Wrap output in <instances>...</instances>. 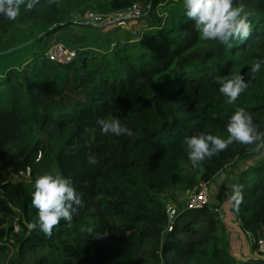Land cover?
<instances>
[{"label": "trees", "instance_id": "obj_1", "mask_svg": "<svg viewBox=\"0 0 264 264\" xmlns=\"http://www.w3.org/2000/svg\"><path fill=\"white\" fill-rule=\"evenodd\" d=\"M163 2L170 6L159 13ZM240 2L251 13L252 32L231 49L199 38L183 0H39L31 11L21 6L14 21L0 15V49L95 24L85 21L90 11L111 18L136 5L134 16L153 18L140 35L115 37L100 55L82 42L70 44L77 55L61 63L44 54L47 46L31 47L29 57L0 67V264H264L234 256L219 232V203L189 207L169 195L254 153L253 146L233 143L194 168L185 137L211 132L226 139L237 107L264 131V65L254 78L250 72L253 59H264V0ZM236 75L248 88L228 105L218 81ZM113 116L134 135H103L96 121ZM89 154L95 165L87 163ZM45 173L70 177L84 200L71 225L61 220L51 236L26 227L38 220L32 192ZM239 173L243 201L237 209L230 190L226 211L257 250L264 238V157ZM168 202L176 208L172 219ZM87 227L102 236L81 231ZM8 236L16 251L6 259Z\"/></svg>", "mask_w": 264, "mask_h": 264}, {"label": "clouds", "instance_id": "obj_2", "mask_svg": "<svg viewBox=\"0 0 264 264\" xmlns=\"http://www.w3.org/2000/svg\"><path fill=\"white\" fill-rule=\"evenodd\" d=\"M49 4H57L58 0H48ZM39 0H0V15L10 21L16 20L21 13V6L25 11L33 10ZM187 19L194 22L195 30L203 41H218L231 49L233 42H243L252 32L249 20L250 12L246 11L243 2L237 0H183ZM264 59H253L250 72L255 77L259 73ZM219 91L225 96L228 105H235L241 94L248 88V83L241 75L230 79H220ZM103 135L116 137L126 135L132 137V129L121 123L118 116L99 118L96 121ZM227 138H221L211 132H200L185 137L183 143L191 165L200 166L206 159H211L220 152L227 150L229 145L239 143L253 146L250 151L264 150V131L259 130L254 123L252 115L243 107H237L226 121ZM89 165H95L97 158L94 154L87 157ZM230 200L237 207L243 201V186L230 185ZM31 204L37 209L38 220L26 225L31 231L39 229L45 235L51 236L53 229L60 225L61 220L71 225L74 215L84 207L82 193L73 185L70 177L60 174L45 173L34 181ZM94 238L102 235L96 234L92 227L82 228Z\"/></svg>", "mask_w": 264, "mask_h": 264}, {"label": "rangeland", "instance_id": "obj_3", "mask_svg": "<svg viewBox=\"0 0 264 264\" xmlns=\"http://www.w3.org/2000/svg\"><path fill=\"white\" fill-rule=\"evenodd\" d=\"M169 6L170 4L168 2H163L161 3V5H159V7L157 8V11L159 13L162 11H166ZM137 8L139 9L138 6ZM138 13L139 11L137 10L132 11V8H131L125 14H119L118 16H116L115 18L117 21L122 20V17L123 19L127 18L126 20H123L122 26L120 24V26L117 28L115 26L116 22H114V19H113L114 17H112V18H109L110 20H107V21L102 20L98 23L95 22L96 24H89V25L73 24L70 26V29H74L78 37L80 36V38L78 39L80 42H82L83 44L89 45L90 47L94 49L95 53H97L96 55H100L99 53L101 51L107 48L110 49L113 47L114 42H111V41H115L116 38H125L128 35L129 36L140 35L141 31H139L138 29H140L143 26L144 22L147 24L149 20L150 22L153 21V18H150V17H144V18L142 17L138 19V17L134 16ZM71 15L74 16L73 13ZM113 26H115V28H112ZM135 30H137L136 33H135ZM70 34L74 35L75 33L70 32ZM50 39H51V36L47 35L43 38V40L37 43L31 41L28 44H25L19 48H16L15 50L10 51V53L7 52L6 56L3 59H0V67H2L3 65L9 64V63H19L20 61L29 57L33 52L30 49L31 47H34L39 50L44 49V44L46 43V41H49ZM263 157H264V150H261L260 152L251 153L248 157H242L237 162H235L234 165L228 164L226 167L221 169L224 180L229 179V183H231V185L237 184L238 179H239V174H240L239 172L243 168H245L247 165L257 163ZM233 174L235 177L233 176ZM232 177H234L235 179ZM177 190L178 189H172L171 191H169L170 192L169 195L172 194V196H174ZM229 192H230V189H229ZM164 194L167 195V193H164ZM208 195H209V186H208V192H207V199H208L207 203L209 202ZM182 198H184V194H182L179 197V199H182ZM220 211L221 210H219V215L222 218L223 215H221ZM9 223L10 221L8 219H5L2 221L1 225L3 227H7ZM224 223L225 222L222 221L223 226L225 225ZM224 227L221 229V231H223ZM229 227L230 228H228V231L226 233L229 234L228 239L230 242V249L232 253H238L244 259L249 258V256L243 253L244 251L248 252L250 250L249 249L250 242H249L248 235L246 233H243L241 229L237 228L233 224H229ZM2 240L5 241V243L7 244L6 259L8 257H12L16 251V247L11 242L12 237L8 236L6 238H3ZM253 257L258 258L259 261L264 260V253H259L257 249L255 250ZM254 264H260V263H254Z\"/></svg>", "mask_w": 264, "mask_h": 264}, {"label": "crops", "instance_id": "obj_4", "mask_svg": "<svg viewBox=\"0 0 264 264\" xmlns=\"http://www.w3.org/2000/svg\"><path fill=\"white\" fill-rule=\"evenodd\" d=\"M70 26L64 27L59 29L57 32L51 34V39L49 41H46V43L44 44V48L46 46H48L50 43H52L53 41L56 40H62V41H66L67 43L71 44V45H77L78 43H80V41L78 40L80 38V36L78 37V35L76 34V31L74 29H70ZM70 32H74L75 34H70ZM74 38V39H73ZM234 176V174H233ZM235 177V176H234ZM232 177V178H234ZM235 179V178H234ZM207 184L209 186V203L211 204H218L219 210H221V215L223 218V221L225 222L224 226L221 223V226L219 228V232L221 233V235L225 236L226 238H228L229 234H227L226 232L228 231L229 224H233L234 226H236L237 228H239L238 225V221L236 219H234L229 212L226 211V205L228 203L227 200V196L229 193V189H230V185L231 183H229V179L224 180V177L222 176V171L219 170L217 173H215V175L209 180L207 181ZM197 188V186L192 187V188H180L177 190L176 194H175V198L176 200H179L180 202H184L187 200V197ZM228 190V191H227ZM184 194V198L179 199V197ZM182 200V201H181ZM236 222V223H235ZM228 225V226H226ZM224 227L223 231H221V229ZM240 229V228H239ZM245 233V232H243ZM249 237V242H250V250L248 252H243L245 253V255L249 256V257H253L254 256V252L255 250H253L251 248V238L249 236L248 233H246ZM234 256H236V258H240V259H244L241 255H239L238 253H233Z\"/></svg>", "mask_w": 264, "mask_h": 264}, {"label": "built area", "instance_id": "obj_5", "mask_svg": "<svg viewBox=\"0 0 264 264\" xmlns=\"http://www.w3.org/2000/svg\"><path fill=\"white\" fill-rule=\"evenodd\" d=\"M132 11H139L136 5H133ZM130 8V9H131ZM114 21H116V24H121L123 23V17L122 20L117 21L116 16L113 15ZM112 18V17H111ZM107 21L110 20L109 17L104 18L102 14L96 13V12H88L85 16V21L88 22H100V21ZM44 54L49 58L52 59L56 62H61V63H66L72 61L76 55H77V50L75 46H71L70 44H67L66 42L62 40H57L52 43H50L44 50ZM29 174V167H26V171L23 172V174ZM207 192H208V185L206 181H199L197 184V188L188 196L186 200V205L189 207H197L201 206L205 203H207ZM167 211H168V217L169 219H172L175 212L176 208L172 206L170 202L167 203L166 205ZM219 209V208H218ZM15 229L17 230L18 227L15 225ZM257 249L264 253V238H258L257 239Z\"/></svg>", "mask_w": 264, "mask_h": 264}, {"label": "water", "instance_id": "obj_6", "mask_svg": "<svg viewBox=\"0 0 264 264\" xmlns=\"http://www.w3.org/2000/svg\"><path fill=\"white\" fill-rule=\"evenodd\" d=\"M119 14H117V15H115V16H118ZM91 23H95L94 21H92ZM97 23V22H96ZM95 23V24H96ZM45 33V30H41V31H39L38 33H37V36L39 37V36H42L43 34ZM35 39V37H29L28 39H25V40H23V41H20V42H18V43H16V44H13V45H11V46H9V47H7V48H5V49H0V54H2V53H7V52H10V51H12V50H15L16 48H19V47H21V46H23V45H25V44H28V43H30L31 41H33Z\"/></svg>", "mask_w": 264, "mask_h": 264}]
</instances>
